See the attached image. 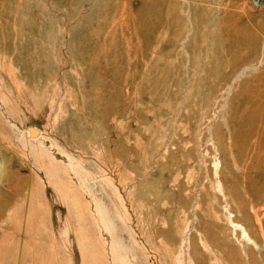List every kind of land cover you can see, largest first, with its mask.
<instances>
[{
  "label": "rangeland",
  "instance_id": "1",
  "mask_svg": "<svg viewBox=\"0 0 264 264\" xmlns=\"http://www.w3.org/2000/svg\"><path fill=\"white\" fill-rule=\"evenodd\" d=\"M178 1L0 0V264H264V0Z\"/></svg>",
  "mask_w": 264,
  "mask_h": 264
},
{
  "label": "bare ground",
  "instance_id": "2",
  "mask_svg": "<svg viewBox=\"0 0 264 264\" xmlns=\"http://www.w3.org/2000/svg\"><path fill=\"white\" fill-rule=\"evenodd\" d=\"M129 1V0H128ZM164 1V3H165V6H166V8H170V10L171 9H173L174 7H171V5L170 4H172L173 3V5L174 6H178V3H179V1L178 0H169V2H170V4H169V2H166L165 0H163ZM198 1V0H197ZM222 1V0H221ZM158 2V1H157ZM222 4V3H221ZM220 4V5H221ZM228 4V3H227ZM226 4V5H227ZM119 5V4H118ZM233 5V4H232ZM145 6V5H144ZM222 6V5H221ZM142 8H144L143 7V5L141 6ZM211 7V6H210ZM209 7V9H211ZM228 7H229V5H228ZM234 7V6H233ZM146 8H149V7H146ZM227 8V7H226ZM238 8V7H237ZM132 9V8H131ZM208 9V8H207ZM142 10V9H141ZM149 10V9H148ZM170 10H168L167 11V15H166V29H165V31L166 32H169L170 31V29H172V27L170 26V22L172 21V20H174V17H173V15H172V13L170 14ZM175 10V9H174ZM124 11V10H123ZM137 11V10H136ZM194 11V10H193ZM214 11H216V10H214ZM117 12V11H116ZM122 12V11H121ZM217 12V11H216ZM219 12H220V10H219ZM238 12V11H237ZM244 13V12H243ZM259 13V12H258ZM262 13V12H261ZM119 14V13H118ZM117 14V15H118ZM211 14V13H210ZM217 14H218V12H217ZM138 15V14H137ZM191 15V14H190ZM262 15V14H261ZM264 15V14H263ZM246 16V15H245ZM259 16V15H258ZM133 17V16H132ZM203 21V20H202ZM238 21V20H237ZM116 22V21H115ZM194 22V21H193ZM231 23H233V25H235V22H231ZM246 24H247V22H246ZM248 24H249V22H248ZM115 25V24H114ZM145 25V24H144ZM194 25H196V24H194ZM238 25V24H237ZM236 25V26H237ZM251 25V24H250ZM259 25V24H258ZM142 26H143V23H142ZM260 26V25H259ZM262 26H264V25H262ZM133 27V26H132ZM145 27V26H144ZM196 27V26H195ZM244 27V26H243ZM191 28V27H190ZM253 29V28H252ZM133 30H134V28H133ZM180 30V29H179ZM233 30H234V28H233ZM237 30V29H236ZM249 30V29H248ZM224 31V30H223ZM172 32V31H171ZM173 32H175V31H173ZM177 32V31H176ZM188 32V31H187ZM221 32V31H220ZM226 32V31H225ZM262 32L264 33V27H262ZM179 33V32H178ZM233 33V32H232ZM231 33V34H232ZM261 33V32H260ZM229 34V33H228ZM227 34V35H228ZM234 34V33H233ZM223 35V34H222ZM263 36V35H262ZM177 37H178V34H177ZM223 37V36H222ZM174 38V37H173ZM228 38V37H227ZM263 38V37H262ZM229 39V38H228ZM231 39V38H230ZM261 39V38H260ZM170 40V39H169ZM234 40V39H233ZM259 40V39H258ZM231 41V40H230ZM262 41V40H261ZM261 41H260V43H261ZM238 42V41H237ZM177 45V44H176ZM175 45V46H176ZM230 45V44H229ZM264 45V44H263ZM171 41H170V45L168 44V48L169 49H171ZM174 46V47H175ZM262 46V45H261ZM227 49H228V41H227ZM235 48V47H234ZM240 48V47H239ZM244 48V47H243ZM238 49V48H237ZM263 49V48H262ZM253 50H255V48L253 49ZM239 51V50H238ZM261 52V51H260ZM233 53V52H232ZM229 54H231V53H229ZM239 54V53H238ZM167 55H168V57L170 56V54L167 52ZM232 55V54H231ZM230 55V56H231ZM229 60H230V57H229V55L227 54V62H229ZM243 60V59H242ZM241 60V61H242ZM170 61V60H169ZM262 63H263V61H262ZM262 70V69H261ZM229 76H230V74H229ZM262 80L260 81V83H258L257 85H256V87H254L255 88V90H256V92H257V94L251 99L250 97V102H249V106H250V109L247 111V113H246V115H248V113H253V112H255V113H263L264 114V71H263V75H262ZM246 82V81H245ZM258 89V91H257V89ZM245 99V98H244ZM243 99V100H244ZM248 101V100H247ZM246 103V102H245ZM241 105H242V103H241ZM241 107V106H240ZM242 110V109H241ZM239 113V112H238ZM238 115V114H237ZM244 120L242 121V123L244 122L245 124H247L246 125V127L245 128H243V130H242V132H240V134H239V136H242L243 138H247L248 136H249V138L250 137H252V136H259V135H261V134H264L263 132H264V117H260L258 120L256 119V120H254V121H252V120H249V119H247L246 117L245 118H243ZM252 119V118H251ZM255 119V118H254ZM240 120V119H239ZM238 124V123H237ZM237 124H235V125H237ZM234 125V126H235ZM248 127V128H247ZM233 137V136H232ZM230 138V137H229ZM245 141V140H244ZM258 142V141H257ZM259 142H262V140H260ZM251 143V142H250ZM260 145V144H259ZM252 146V145H251ZM252 149V148H251ZM252 152V151H251Z\"/></svg>",
  "mask_w": 264,
  "mask_h": 264
}]
</instances>
